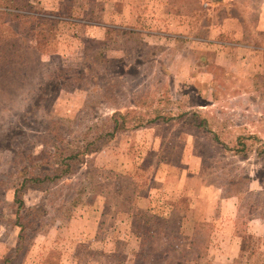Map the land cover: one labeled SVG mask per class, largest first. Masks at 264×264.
<instances>
[{
	"label": "rangeland",
	"instance_id": "1",
	"mask_svg": "<svg viewBox=\"0 0 264 264\" xmlns=\"http://www.w3.org/2000/svg\"><path fill=\"white\" fill-rule=\"evenodd\" d=\"M24 1L55 19L34 68L76 78L20 82L0 63V264H264V0ZM53 137L85 154L27 184L16 242L13 187L56 166L39 153Z\"/></svg>",
	"mask_w": 264,
	"mask_h": 264
},
{
	"label": "trees",
	"instance_id": "2",
	"mask_svg": "<svg viewBox=\"0 0 264 264\" xmlns=\"http://www.w3.org/2000/svg\"><path fill=\"white\" fill-rule=\"evenodd\" d=\"M2 4H4L5 7L10 9H18L21 12H9L8 17L6 21L2 24H0V28H4V30L7 32H1L0 31V63H2L3 68L2 73L8 72L11 73L13 76V79H17L16 77L18 74L21 73L23 80H18L20 82H27V79L25 78V75L28 74V77L30 79L33 75H38L37 81H40L41 78H45L46 80H66L65 82H74L76 77L71 78V76L75 75H69L64 76L61 75L60 78H58V75L56 71L58 69H51L50 65L48 66H40L39 68H34V66L37 64V62L40 63L41 56L45 57L46 55H50V52L48 50L49 44L53 43L54 41V26H55V19L49 16V18H41V23L36 22L34 19V15L32 12L29 13L30 9L33 8V6L24 1V0H0ZM33 41V45H29L28 42ZM43 57V58H44ZM48 57V56H47ZM24 59L25 61H22ZM40 60V61H39ZM39 71V73H38ZM80 80H86V76L82 73H78L77 75ZM28 79V81H29ZM12 80V79H11ZM45 83H43L44 85ZM40 85L38 84L36 89L38 90ZM42 90H38L37 96H42ZM36 96V97H37ZM196 116L193 114V117ZM127 119V111L124 113H120L118 111H115L110 115V125L108 132L112 134L113 132H117L120 130H123L126 124ZM167 121V120H166ZM146 122H140V124H133L132 126H144ZM205 121L204 119L197 122V128H204L205 129ZM196 127V126H195ZM7 129H5L6 131ZM5 131L0 130V138L2 135H4ZM252 138V137H250ZM213 141L217 144H220L226 151H230L229 147L226 143L219 141V138H217L215 135H213ZM235 144L233 145V152L235 154H243L245 150V143L242 140L241 137H235ZM51 150H54L50 155L49 152L39 151L40 155L44 159L45 163H47V159L50 158V156H56V159L53 160L56 164L55 167L52 168H46L45 170L48 172V175H44L40 177H24L20 176L19 180L20 183L18 187H13L12 190V205H15L14 214L15 218L12 221V228H15L16 230V242H18L23 236H24V226L22 223H20V210L23 207V201L21 198V195L23 191L25 190V187L27 184L36 186L38 185V182L43 181H52L54 179L59 178L62 175H70V173L73 172V167L75 164L80 163L81 158L85 154L86 149L79 146L78 149L69 151L68 149V143L61 141L60 139L53 137L51 139ZM64 151H69L70 153L61 156V154ZM49 166H52L49 165ZM220 187V186H219ZM220 190L222 192V189L220 187ZM76 195H79L77 193ZM222 198H228L232 197L234 195L232 194H225L222 195ZM74 205V203H72ZM174 212V211H172ZM258 218H261L263 220L264 225V215L261 214V216H257ZM35 231V229H34ZM196 233V232H195ZM193 240L197 239L196 234H193ZM19 245L17 244L14 248L17 249ZM205 250V246L204 249ZM174 251V250H173ZM177 254L178 256H184V253L186 251L189 253L191 252L193 257L191 260L199 258V251L197 249H193V247H189L187 250H184L182 248L177 247ZM164 257L166 258L167 251H164L163 253ZM173 257H175L173 255ZM11 259H8L7 256L4 257L2 260V263L5 264L6 262L10 261ZM179 263H181L179 259ZM177 264V263H173Z\"/></svg>",
	"mask_w": 264,
	"mask_h": 264
}]
</instances>
